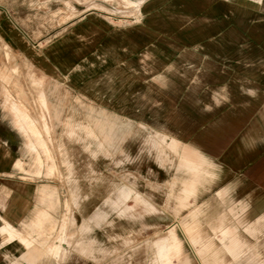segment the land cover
<instances>
[{
	"label": "crops",
	"instance_id": "0c3cea01",
	"mask_svg": "<svg viewBox=\"0 0 264 264\" xmlns=\"http://www.w3.org/2000/svg\"><path fill=\"white\" fill-rule=\"evenodd\" d=\"M49 1L0 10L57 98L0 100V264H264V0Z\"/></svg>",
	"mask_w": 264,
	"mask_h": 264
},
{
	"label": "rangeland",
	"instance_id": "374dc122",
	"mask_svg": "<svg viewBox=\"0 0 264 264\" xmlns=\"http://www.w3.org/2000/svg\"><path fill=\"white\" fill-rule=\"evenodd\" d=\"M8 1L11 0H0V10L2 9V5H7ZM29 1L31 7L34 6L35 8H38L40 6L39 2L41 0ZM57 1L60 2L59 0H50L49 2L55 4ZM108 3L113 4V2ZM41 9L43 10L42 12L45 14L47 13V9ZM115 9L121 11L125 15H134L132 8L126 5H122L121 7L117 6ZM53 14L47 13L46 16L49 17ZM6 16L5 13V17ZM52 18L54 19H52L53 22L49 24L50 26L55 25V22L57 21L56 15L55 17L52 16ZM23 46H25L24 43H22L20 37L12 30L8 21L0 17V70L8 72V80L0 79V100L4 106L5 103L9 101L19 102L22 109L26 107V111L40 116L41 123H44L43 115L55 107V102L53 101L52 108L47 104L46 109L40 104V93H44V89H46V93L49 97H52V100H57V98H54V93L52 96L49 94L50 87L49 85L47 86L46 81L40 79L37 72L33 71L31 67L27 65L30 61H40V55L31 49H26V46ZM61 89L62 94L59 97L61 100L60 102L57 101V109H61L66 115V113L69 114L71 110L83 108V104L78 98H73L72 94L65 87ZM48 122L50 124L49 119ZM46 140L52 149L49 152L50 159L46 160L47 162L52 163V158H54L56 153L55 150H53L55 139L52 134L46 132ZM58 154L60 155V152H58Z\"/></svg>",
	"mask_w": 264,
	"mask_h": 264
}]
</instances>
